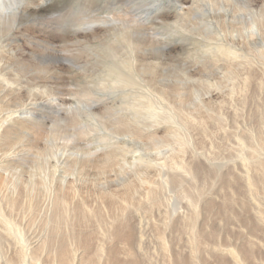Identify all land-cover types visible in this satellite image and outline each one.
<instances>
[{
    "label": "bare ground",
    "instance_id": "6f19581e",
    "mask_svg": "<svg viewBox=\"0 0 264 264\" xmlns=\"http://www.w3.org/2000/svg\"><path fill=\"white\" fill-rule=\"evenodd\" d=\"M45 1L27 0L18 18L12 15L11 22L0 20V144H6L0 151L11 150L26 139L36 155L46 157L50 146H58L56 139L63 138L67 142L63 147L66 151L58 154L61 150L57 148L53 153L57 164L64 161L65 165L83 169L86 167L82 165L96 166L101 171L99 174L109 175L108 179L96 183L97 207H89L84 199L73 203L72 198L82 191L85 181L67 183L63 175L56 178L53 174L50 184L45 179L34 181L29 190L25 185L16 197L5 193L11 211L22 207L24 213L38 206L42 198L51 199L46 207L48 213L51 211L46 222L50 239L47 236L40 244L41 240L38 238L36 242L34 238L32 242L37 244L33 248L22 231V219L17 222L4 212L2 193L4 189H11V180L7 175L1 178L0 221L3 229L14 232L22 241L21 244L19 240L18 259L10 257L7 263L42 264L41 254L47 241H58L50 264H206L202 257L204 250L229 248L239 254L243 264H258V259H264L262 206L235 196L243 199L241 208L245 212L240 215L235 197H227L223 201L225 211L229 209L228 213L239 216L248 227L247 235L238 234L236 239L246 240L245 245H205L207 239L220 234V229H208L200 220L214 211L216 201L211 191L185 187L188 176L195 179L202 167L197 152L189 159L185 155L186 145L193 139L189 132L204 123L199 117L204 110L209 111L224 93L241 92L246 100L250 91L262 88L264 69L260 71L253 60L264 65V3L261 0H204L201 5L203 0H196V4L193 1L186 8L185 0H179L176 22L183 29L206 37L215 45L217 55L220 53L217 45L225 48V63L209 67L205 74L208 83L215 80V88L212 85L198 88L177 73L176 69L185 66L184 63L172 54L173 46L163 37H157L149 26L157 20L164 22L170 15L166 7L154 14L139 15V9L131 6L134 0H80L62 9ZM257 3L259 7L255 6ZM196 8L203 10V13L199 10L203 16L193 13ZM119 9L123 10L122 14L116 11ZM8 12L11 14L13 9ZM187 15L192 22L190 26L185 21ZM60 16L69 18L70 23L64 29ZM57 38L65 42L72 39L76 43L95 41L96 45L88 47L87 57L82 58L81 53L63 54ZM249 56L251 61L247 60ZM105 66L110 70L107 75L102 71ZM186 68L192 71L189 79L202 72L195 66ZM217 68L223 70L224 76H218ZM69 82L77 88H70ZM143 83L147 90L143 89ZM193 91L197 93L193 94L197 101ZM71 95L82 105L85 103V108L73 106ZM189 104H195L196 113H185ZM213 113H207L206 123L215 119L219 123L227 121L216 116L220 111ZM82 114L85 121L79 118ZM47 118L51 133L40 135L38 132L35 136L32 133L35 128H42L43 132L48 129ZM168 123L177 124L179 134ZM94 137L99 138L95 148ZM253 138L257 146L246 157L247 169L240 177L248 188L244 193L246 198H249L247 194H259V185L264 188V129L253 133ZM164 144L175 145L177 151L170 154L161 148ZM210 157L207 159L211 161ZM207 166L211 173L222 175L212 161ZM232 185L236 187L232 191L241 194V186ZM182 199L188 202L183 203ZM150 242L158 245L157 254L151 252ZM222 254L220 262L227 264L229 260ZM119 255L126 259L121 261Z\"/></svg>",
    "mask_w": 264,
    "mask_h": 264
},
{
    "label": "rangeland",
    "instance_id": "374dc122",
    "mask_svg": "<svg viewBox=\"0 0 264 264\" xmlns=\"http://www.w3.org/2000/svg\"><path fill=\"white\" fill-rule=\"evenodd\" d=\"M75 1H80V0H54V1L53 0L52 1L47 0V2L46 1L45 2L47 4H50V3L56 4L58 9H62L65 5H67L68 7H70V6L72 7V5L75 3ZM99 1L103 2L105 0H99ZM144 1H146V2H144ZM193 1L195 2L196 0H185V2H186L185 7L187 8L188 6H192ZM260 2L262 4V3H264V0H261ZM179 3L181 4V2H179V0H134L133 4L131 6H135L137 9H139L137 12V14H139V15H145L147 13L148 14H154L155 11H157L159 8H163V7H166L167 9H169L170 15L168 17H166L167 19L164 18V22H162L161 20H157V22L151 23V25H149L150 27H152L153 33L155 35H157V37H163L164 40L168 41V43L171 46H173L174 49H172V54L175 57L179 58L184 63V65L186 67H192V66L194 67L195 66L196 68H199L202 70L200 75L197 74L195 77H191L192 79H189L190 77L188 76L189 73L192 72L191 69L189 70L185 66H179L176 69L177 73H179L182 77L187 79L191 85H194L193 87L198 86V88H207L210 85H212V87L214 86L213 88H215V83H216L215 80L211 79V80H209L210 82L208 83V81H207L208 77H206L205 74L208 71L209 67L210 68H216L217 65L225 63V59H224L225 55H226L224 53L225 48L217 45L216 50L220 52V53L218 52L219 54L217 55V53L214 51L215 45L213 46L206 37H201L199 35H195L194 33L190 32L189 30L183 29L181 27V25L178 22H176V17H175L176 14H178V12L180 11L179 9H180L181 5ZM196 3L197 2H195V4ZM200 3L202 5L205 3V1L203 0ZM165 5H167L168 7ZM259 5L260 4L257 3V5H255V6L259 7ZM199 10H202V9L196 8L193 11V13L194 14H196V13L201 14V11H199ZM116 11H120L121 14L123 13L122 12L123 10H120V9L116 10ZM202 13H203V10H202ZM188 15H187L188 19L185 18V21H186L187 26H190V25H192V22L190 20V16H188ZM201 15L203 16V14H201ZM64 17L65 16H60V18H61L60 22L62 21L61 24L64 26L63 29L65 28V25L68 26V24L70 23L68 21L69 18L67 19V17H66V19H65ZM203 20L204 19H202L201 22H202V24H205ZM187 21H189V22H187ZM188 29H190V28L188 27ZM220 33L222 35H224L223 32L220 31ZM204 38H206V39H204ZM57 42H58V48L61 49L63 54L67 55V54H71L73 52L81 53L82 58L87 57V52L89 51L88 47L90 48V47H93L96 45L95 41L89 42V43H76V42L72 41V39L65 42V41H61L59 38H57ZM81 45H83V46H81ZM247 60L251 61L252 60L251 56L247 57ZM253 63L255 66H258L260 71L264 69L263 64L259 65L256 62H254V60H253ZM105 67L106 68L102 70L103 75L104 74L107 75L110 73V70L107 68V66H105ZM58 71H60V70H58ZM217 71L219 72L218 76H224L223 75L224 72L221 68H217ZM95 77L96 76H94V78ZM30 79H28V81ZM27 84H28V82H27ZM143 84H144L143 89L147 90L145 83H143ZM227 84L230 85L229 81H227ZM69 87L72 89L77 88V86L73 82H71V84L69 82ZM258 87H260V85ZM255 89L257 91L253 92V90L251 89L252 91H250L249 94H247V96L245 95L247 98L246 100L244 98V94L241 92L236 91L234 93H224L223 94L224 96L222 98L217 99L216 103L214 102L215 104H213L214 105V106H212L213 108L210 107L211 110L208 107V109L211 113L216 111L213 114H217L220 111L219 115L217 114L216 116H220V118H224L227 121H229L231 119V121H229V122L223 121L222 123L221 122L219 123L215 119L214 121L210 120L208 123H206L207 122L206 119H208V118L205 116H208L207 113H209V111L208 110L206 111V110H204L205 108H203L205 113L203 112V114H202L203 116L199 115V117L202 118L201 119L202 121L205 120L204 123L202 122V125L198 124L199 126H195V127L191 128V131L189 132V135L192 133L191 138H193V139H192V141H189V143H188L189 145L188 144L186 145L187 152H186L185 156H186V158L189 159L191 156H194L193 155L194 152L195 153L197 152V154H199V156H198L199 159H197V160L201 161L202 167H200L199 172H197V176L195 177V179L192 180V178L190 176H188V178H187L188 181L185 182V187L187 186V188H191L193 186H197L198 187L197 189H204L206 191H211L214 193L213 197L215 198V201H216L214 209H213L214 211L213 212L209 211L210 213L206 212L205 214H207V213H209V214L204 215L203 217L200 218V220L205 225H207L208 229L209 228L211 229L213 227H214V229H220V234H218L217 237H214V239H212V240L207 239V241L205 242V245H211V246L213 245V247L215 244H222V243L229 244V245L230 244H232V245L237 244L238 245V243H239V245H243V246L245 245L246 240L245 241L244 240L238 241L236 239H237L238 234L246 236L248 233L247 232L248 227H245L243 225V221L239 218V216H236L234 214L232 215V214L228 213V212H230L229 209L226 210L227 212L225 211V209L223 208V206H224L223 201L227 197H230V196L235 197V196L240 195V197L245 198L246 201L252 200L250 202H255L254 204H257L258 206L261 205L262 208L264 209V202H263L264 201V188L262 187L263 185H259V188H260L259 194H256V195L255 194L254 195L247 194V196H249V198H246L244 193L247 192L248 188H245L246 186L244 187L243 184L245 182L242 178H240V177H242V174H245L244 169H247L246 166L248 164V159L246 161V157H249L250 154L252 153L253 148L257 146V142L253 138V133H257L258 130L264 129V123H262L263 122L262 119H264V84H263L262 88H259V89L255 88ZM193 94L196 95L197 93H195V92L192 93L194 101L195 100L197 101V96L195 97ZM55 95H53V96H55ZM48 96H49L48 98L52 99V95H48ZM68 96H70V95H68ZM204 97H206V96H204ZM71 98L73 100L72 101L73 106H75V107L79 106L81 108L82 107L85 108V106H84L85 103H83V105H82V103L76 99V96L71 95ZM224 100L225 101L227 100L228 102L227 101L225 102ZM235 100L237 101V103ZM244 100L246 102H244ZM57 102H58V100H57ZM223 102H225V103H223ZM217 105H219V106H217ZM194 106H195V104H191V105L189 104L188 106H186L185 113L186 112H189V114L190 113H196V107H194ZM166 108H165V110H168ZM8 114H10V113H8ZM223 114H224V117H223ZM15 115L18 116L19 114L17 113ZM82 116H83V114L80 115L79 118L81 119ZM50 117H49V119H50ZM83 117H85V115ZM199 117H198V120H199ZM260 118H262V119H260ZM35 119H37V118H35ZM49 119L48 118L45 119L46 125L49 124L48 129L47 130L45 129L46 131L43 132L42 128H38V129L35 128L37 130V132L34 129V130H32L33 131L32 133L35 136H37L38 132L40 135H49V133H51V131L48 132L50 125H51ZM82 120L85 121V118H82L81 121ZM12 122H13V120H11L10 124ZM15 122H16V120H15ZM6 125H8V123ZM168 125L169 126L171 125V129L176 131L177 134H179V128H177V126H178L177 124L172 125V124L168 123ZM162 127H163V125H162ZM34 131H35V133H34ZM184 131L186 132V130H184ZM97 138L94 137V139H93L94 141H92L93 148H95V146H97L99 143V141H98L99 138L98 139ZM174 141H176V140H174ZM176 142H178V141H176ZM190 142H192V143L190 144ZM56 143L58 144V146H52V148L49 145L50 147L48 148V151H47L48 154H46V157H45V155H41V154L36 155V150L34 148L30 147L31 145L29 144L28 140H26V139L23 140L20 144L11 148L12 151L10 149L5 151V152L0 151V179L3 177H6V175H7L6 178L8 180H11L10 181V183H11L10 188L11 189H9V190L4 189L3 193H2L3 194L2 195V202H3L4 212L7 214H10L12 219H15L17 222L19 219H22V226H21L22 231L24 232L25 237L28 241V245L32 248L35 246V244H37L36 242H38L39 240H41L40 241V244H41V242H43L44 240H47L48 238L50 239V237H49L50 236L49 235L50 234L49 233V226H46V222H47L48 215L51 214V211H49V213H48L46 207L50 203L49 200H51V199H49V198L43 199L42 198L41 203L38 206L35 205L33 207V209L32 208L26 209L25 210L26 212L24 213V209H22V207L20 209H17V207H16L14 211H11V209H10L11 207L8 206L9 204L6 203L7 197L4 195L5 193L9 194V195H11L13 193V195L16 197L18 195L17 193H19V191L22 190V188H25V185L27 186L26 190H29L32 188L31 184L34 181H38L40 179H45L48 182V184H50V181L52 179L51 177L53 174L56 175V178L63 175L66 177L67 183L76 182L79 184L80 182L85 181L84 184L85 185L87 184L86 185L87 187L84 185V188L82 189V191L77 192L74 195L77 198H75V197L72 198L73 203L78 202L81 199L82 200L84 199V201H86V204H88V206L90 205L89 207H97L99 205V200H96V199H98L96 194H95V191L97 193L96 183L105 180V178L108 179V175H109V174H105V173L99 174V172H101V171L97 170L98 168L96 166H95L96 167L95 168L94 166L90 167V165L89 166L82 165L83 167H86L85 169H83L82 167H79V166H76V168H75V166H73V165H69V166L65 165L64 161H61L62 163L59 162L57 164L55 156H53V153L56 152L57 150L58 151L61 150L60 152H58V154H61L62 152H64L65 149L63 147H65L67 142L63 138H57ZM5 145L0 144V148L4 147ZM167 146L164 144L161 146V148L163 150L165 149L166 151L169 150V152H171L173 150H174L173 152L177 151V149L175 148V145H172L173 147H170L171 145H167ZM195 149H196V151H195ZM21 150H24V151L21 152ZM173 152H171L170 154H172ZM38 155L39 156L41 155V156L38 157ZM210 156H212V157H210ZM44 157L46 160L44 159ZM208 157L213 159V160L211 159V161L213 162L214 166L216 165L217 169L221 171L222 175H218L216 173H211V171L208 170L207 165L211 162L209 159H207ZM70 167H71V169H70ZM79 175H80V177L78 178ZM88 177H89V179H88ZM81 179H83V180H81ZM193 181H194V183H193ZM94 182H95V184H94ZM236 182H239V184ZM232 183L236 184L237 186L238 185L241 186V188H242L240 190L241 194H239L238 191H232L233 189L234 190L236 189L235 186H234V188H232V186H233ZM88 186L92 191L88 188ZM250 187H251L250 189L253 188L252 186H250ZM14 188L16 189V192H13V191H15ZM83 192H84V194H83ZM232 192H235V194H233ZM89 193H91V197L93 198V200L91 197L89 199V196H90ZM80 195H81V197H80ZM240 197L239 198L235 197L236 202H234L235 205L237 204L236 208H237V210H238L237 212L239 214H240V212H242V213L245 212L241 208V202L243 201V199H240ZM253 197H255L256 199ZM258 201H259V203H258ZM182 202L187 203L188 201L186 202L185 199H182ZM228 204L229 203H227V205ZM40 207H41V209H40ZM5 208H7V209H5ZM29 210H32V211H29ZM21 216H22V218H21ZM206 216H207V219H206ZM19 221H21V220H19ZM81 227L77 226V228H81ZM83 227L87 228L86 226H83ZM0 232H1L0 250L3 249L1 251L2 253L0 254V264H5V263L8 264L6 260L9 259L10 257L15 256V258L18 259L17 250H19L18 248L21 246L20 243L22 244V241L20 240L19 236L17 234H15L14 232L11 233V232H9V230L3 229L1 221H0ZM249 234H250V232H249ZM47 236H48V238H47ZM34 238L36 240L39 238V240H37L36 242H32V240H35ZM58 239H59V237H58ZM19 240H20V243H19ZM186 240H187V236L185 237V243L187 244L188 242H186ZM48 243H50L52 245V247L49 246L50 244H48ZM150 243H151V247H152L151 252L153 251V252H155L154 254H157L156 247L158 245L155 242H150ZM47 246L44 248V251L41 254L42 264H50V261L52 262V259L54 258L53 252L55 251L56 246L58 247V241L57 242L56 241H47ZM53 246H55V247H53ZM213 250H214V248H213ZM203 252L204 253H202L203 254L202 257L204 258L206 264H221V262H220L221 260H220L219 256L223 255L222 252L224 253V255L227 256L226 259L229 260V262H227V264H237V263L243 264L241 259H239V254L236 251H234V249L229 248V249H222L219 251H215V250L211 251L209 249H206ZM85 257H86V255L83 256L84 260L86 259ZM119 259L121 261H123V259H126V258L122 255L121 256L119 255ZM84 260H83V262H86ZM257 261H258V264H264V259H258ZM85 264H87V262Z\"/></svg>",
    "mask_w": 264,
    "mask_h": 264
},
{
    "label": "clouds",
    "instance_id": "9594fccd",
    "mask_svg": "<svg viewBox=\"0 0 264 264\" xmlns=\"http://www.w3.org/2000/svg\"><path fill=\"white\" fill-rule=\"evenodd\" d=\"M26 4L27 0H0V20L11 22L12 15L18 18ZM10 8L13 9L11 14L8 12Z\"/></svg>",
    "mask_w": 264,
    "mask_h": 264
}]
</instances>
